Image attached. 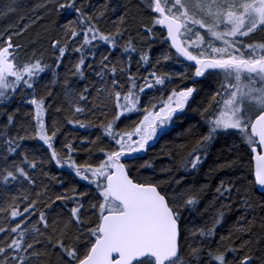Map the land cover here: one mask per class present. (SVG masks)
<instances>
[{
  "label": "snow or ice",
  "instance_id": "1",
  "mask_svg": "<svg viewBox=\"0 0 264 264\" xmlns=\"http://www.w3.org/2000/svg\"><path fill=\"white\" fill-rule=\"evenodd\" d=\"M20 7L19 0H0V20H10ZM90 7L84 0H40L31 9L35 18L18 16L17 22L0 28V105L6 106L18 90L30 89L33 94L27 102L34 106V114L27 122L18 120L20 110L16 109L4 113L6 120L0 125V184L5 191L13 182L23 189L7 197L6 206L0 207L5 222L10 219L14 224L0 226V264H54L53 257L56 264H264V215H256L257 209L264 213V40L245 42L257 32H264V0H140L138 5L148 17L146 22L140 21L143 35L153 43L168 45L156 59L157 65L173 56L191 62L194 85L200 83L195 78L205 77L206 73L223 76L218 90L203 102L202 109H197L207 132L196 140L179 165L185 171L196 170L219 137L234 138L230 151L236 153L235 157L217 163L209 174L239 170L238 179L220 180L215 198L230 201L235 192L242 197L246 214L219 241L214 239L216 229L224 219V209H231L230 202L221 204L210 224L190 228L185 225L183 214L198 210V193L205 191V186L196 192L191 188L181 191L172 188L173 183L180 184L179 180L133 175V171L139 173L141 168L153 167L150 162L137 167L139 154L171 134L176 121L186 115L189 101L198 93L195 86H185L178 91L173 89L166 99H150L144 106L141 97L147 94L146 90L172 82V74L152 70L139 77L132 73L131 54L137 52V47L131 38L123 45L128 66L119 68L126 76L125 83L117 78V66L109 60L111 53L101 56L95 71L101 83L96 92L107 103L87 110L99 109L106 116L109 104L112 105L111 118L106 116V122L100 125L102 136L109 143L108 147H96L102 157L96 163H78L73 156V143L65 142L57 149L56 139L63 122L53 120L51 126L46 124L45 98L37 99L34 92L39 74L52 65L44 63L43 52L38 56L34 47L27 59H21V52L27 49L19 41L37 19H44L41 10L55 13L53 24L58 31L45 37L55 55V67L58 69L71 51L78 54L72 74L83 78L85 67L93 68L89 57L96 60L93 49L100 42L115 49L127 31L126 16L119 17L115 31L102 30L99 22L106 6L105 11L98 12L89 11ZM25 19L29 23L21 24ZM37 42L33 39L30 45ZM150 50L151 45L148 51L139 52L138 67L152 64ZM141 79L143 84L139 83ZM85 93L90 95L87 88L83 92L66 88L71 115L85 113ZM141 112V119L120 127L130 114ZM65 122L88 127L80 120ZM17 125L18 131L13 133L11 129ZM29 139L42 142L47 153L44 159L37 160L34 150L25 147L24 141ZM87 150L91 156L92 149ZM46 162L67 167L79 180L94 186L87 210L83 198L88 192L72 189L71 195L61 193L53 199L43 182L41 190H36L38 181L33 172L40 168L47 175L43 173ZM57 201H72L75 206L66 218L50 221L37 206L51 209Z\"/></svg>",
  "mask_w": 264,
  "mask_h": 264
},
{
  "label": "trees",
  "instance_id": "2",
  "mask_svg": "<svg viewBox=\"0 0 264 264\" xmlns=\"http://www.w3.org/2000/svg\"><path fill=\"white\" fill-rule=\"evenodd\" d=\"M21 7L18 10L16 16H12L10 20H0V28L7 23H15L18 21V16H25L35 18L36 13L31 9L34 5L38 4L40 0H19ZM85 4H90L89 11H106L103 19L99 22V27L104 31H115L117 24L119 23L120 16H126L127 31L124 32L122 38L119 39L118 46L115 49H111L110 46L100 42L99 45L93 49L96 54V60L93 62L89 57L88 62L93 63V68L84 69V77L81 78L78 75L72 74V66L78 60V54L69 51L63 59L60 67H55V55L52 49L49 47L45 37L48 34H55L58 31L53 21L57 19L55 13L46 14L41 10L40 14L44 16V19H37L35 24H32L25 34L20 39V43L25 45L27 51L21 52V59H27L31 55L33 47L35 48L37 55L43 52V62L52 65V68L39 74L34 86V92L37 99L41 97L45 98V104L47 112L45 115V122L48 126H51L53 120H59L63 122V127L56 139V147L60 149L65 142L73 143L76 151L73 153L74 158L78 163H84L85 161H91L96 163L99 158L102 157V153L96 150V147H108L109 143L106 138L102 136V129L100 125L111 118V107L109 104V110L106 116L101 113L99 109L88 111V108H92L93 105H100L103 107V103H107L102 96H98L96 89L101 86L99 78L96 77L95 71L98 69L99 61L102 55H109L111 64L117 66V78L121 83H125L126 76L122 75L119 71L120 67L128 66V54L123 53V45L131 38L133 43L137 47V52L132 53L131 72L138 74L139 77L146 76L148 72L156 70L159 74L170 73L172 74V82H166L164 86H156L151 90H146L147 94L141 97L143 105L147 106L150 99L153 102L158 101L160 98L166 99L167 95L173 90H179L185 86H195L197 93L194 100L189 101V107L186 109V115L181 120L176 121L174 130L170 135L165 136L158 141L152 143L146 153L139 154V158L136 160L137 167L140 164L150 162L152 168H141L139 173L133 171V175L139 177H151L158 180H179L180 184H172V188L183 191L186 188H191L196 192L201 186H205V191L198 193L199 204L198 210L185 211L184 223L190 228H198L205 224H210L212 218L216 215L220 209L222 203L230 202L232 207L230 210L224 209L225 216L222 223L216 229L215 240L219 241L220 237H227L236 225L237 221L246 214V209L242 205V197H237L233 192L230 201L216 200L215 188L219 184L221 179L228 180L238 179L239 170H222L209 174V170L213 168L217 163H223L229 159L235 157L236 153L230 151L234 138L231 137H219L210 149L207 159L196 170L185 171L179 167L180 162L187 156L188 152L195 146L196 140L202 135L206 134L207 127L203 122V118L197 109H202L203 102L210 97L219 88L220 82L223 81V77L220 75L209 76L207 73L205 77L195 78L200 81L198 84H193L194 68L187 65L182 58L179 60L173 56L172 59L163 61L160 64H156V59L161 55V52L167 50L168 45L161 44L159 42L153 43L148 40L140 28V21H147L148 17L144 14L138 5L140 0H84ZM115 9V11H112ZM63 21L61 20V23ZM21 24L29 23L28 19L20 22ZM46 30H48L46 32ZM138 33H140L138 35ZM159 35V33H157ZM37 40L35 45H30L31 40ZM149 45L151 50L149 55L152 59V64L139 65V52L141 50L148 51ZM53 71L56 72V76H53ZM183 74V75H180ZM139 83L143 84L141 79ZM66 88H71L77 92H83L85 88L88 89L90 95H88V104L84 114H78L76 116L71 115L69 106L65 99ZM126 91V86L125 89ZM51 92V95H49ZM33 90H18L7 105H0V125L6 120L4 113L14 112L19 109L18 120H24L27 122L31 118V114H34V106L27 103L26 95L32 98ZM81 106H84L81 102ZM59 108L61 111L57 112ZM142 118L141 113L130 114V119L122 120L120 127L124 128L133 124ZM66 119L80 120L88 127L81 128L75 124H67ZM34 122V121H33ZM13 133L18 131V125L11 129ZM21 134H23L21 132ZM100 136L101 140L97 141L96 138ZM95 141L93 145L89 143ZM83 142V143H82ZM42 142L37 140H25L24 145L26 148L34 150V154L37 160L44 159L47 155L45 147H41ZM92 149L91 156L87 149ZM31 155V153H30ZM245 165L247 164V157L244 158ZM43 175L41 169L37 168L33 175L37 178L38 184L36 190H41L40 182L48 185L49 195L55 198V195L61 193H68L71 195V190L75 189L77 192H88L89 195L83 199L85 203V210L88 208L87 201L94 193L92 189L94 186L88 185L86 182L79 180L74 172L67 168H58L52 163L46 162L43 167ZM54 178V179H53ZM31 187V186H27ZM23 192V189L19 187V184L13 182L8 186L7 191L4 190V186L0 184V207L6 206V198L9 196H15L18 194L17 190ZM75 206L72 201H57L52 205L51 209L43 208V205H38V209L45 211L48 214V218L51 221L54 218L64 217L66 218L71 207ZM23 207V204H21ZM59 214V215H58ZM87 215V211H85ZM257 217L264 215L259 209L256 211ZM248 218L251 219V214H248ZM36 217H33L35 220ZM0 226L10 227L14 224L9 219L7 222L4 220L3 213H0ZM3 238V234H0V239ZM238 243V242H237ZM54 264H56V258L53 257Z\"/></svg>",
  "mask_w": 264,
  "mask_h": 264
},
{
  "label": "rangeland",
  "instance_id": "3",
  "mask_svg": "<svg viewBox=\"0 0 264 264\" xmlns=\"http://www.w3.org/2000/svg\"><path fill=\"white\" fill-rule=\"evenodd\" d=\"M206 39H208V37H206ZM264 40V32H257L254 36H252L251 38H246V43H251V42H257V41H261ZM221 77H223L222 75H220ZM26 97V101H28L29 99H31L30 96H25ZM28 103V102H27Z\"/></svg>",
  "mask_w": 264,
  "mask_h": 264
},
{
  "label": "water",
  "instance_id": "4",
  "mask_svg": "<svg viewBox=\"0 0 264 264\" xmlns=\"http://www.w3.org/2000/svg\"><path fill=\"white\" fill-rule=\"evenodd\" d=\"M174 51V50H173ZM182 60H183V58H182ZM184 61V60H183ZM187 65H190L191 64V62H187V61H184Z\"/></svg>",
  "mask_w": 264,
  "mask_h": 264
}]
</instances>
